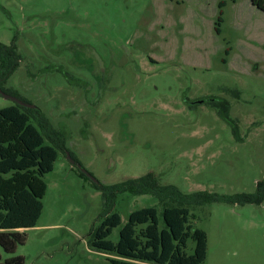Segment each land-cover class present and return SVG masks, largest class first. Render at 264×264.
Segmentation results:
<instances>
[{
    "label": "rangeland",
    "instance_id": "obj_1",
    "mask_svg": "<svg viewBox=\"0 0 264 264\" xmlns=\"http://www.w3.org/2000/svg\"><path fill=\"white\" fill-rule=\"evenodd\" d=\"M220 3L0 0V44L16 45L21 56L0 79V110L16 105L2 94L14 92L42 110L66 149L44 177L37 226L15 253L2 251L4 260L110 264L112 256L90 247L106 216L122 217L114 243L135 210L156 207L162 222L153 196L120 195L111 211L68 154L106 186L154 173L187 194L256 191L264 178V13L251 0ZM213 98L230 103L240 141L212 103L186 104ZM191 213L208 236L205 264H264V203H214ZM194 247L190 240L189 254Z\"/></svg>",
    "mask_w": 264,
    "mask_h": 264
},
{
    "label": "trees",
    "instance_id": "obj_2",
    "mask_svg": "<svg viewBox=\"0 0 264 264\" xmlns=\"http://www.w3.org/2000/svg\"><path fill=\"white\" fill-rule=\"evenodd\" d=\"M251 3L264 13V0H251ZM226 5L227 0H221L220 8ZM20 60L16 45L0 44V79L4 78L3 82L18 69ZM54 71L73 81L63 68ZM10 95L17 97L14 92ZM213 99V107L219 110L235 139L240 141V127L230 117V103L221 98ZM32 122H37L42 130ZM49 139L55 142L49 145L46 143ZM59 150L66 151L64 136L55 131L40 108L30 109L16 104L0 110V264H25L23 256L4 260L2 251L15 253L19 246L26 243V230L37 226L47 193L44 177L54 171ZM71 158L81 164L78 159ZM78 172L81 177L91 180L79 169ZM93 185L103 192L111 211L117 197L123 194L153 196L162 207V222L156 207L133 211L120 230L117 243L110 237L114 229L122 225V217L118 212L106 213L108 216L92 233L90 247L112 256L108 259L110 264H205L208 236L192 224L191 209L214 203H264V178L257 183L254 193L233 195L209 191L183 193L176 186L161 184L154 173L111 186L99 181L93 182ZM190 240L195 243L192 254L188 253Z\"/></svg>",
    "mask_w": 264,
    "mask_h": 264
},
{
    "label": "water",
    "instance_id": "obj_3",
    "mask_svg": "<svg viewBox=\"0 0 264 264\" xmlns=\"http://www.w3.org/2000/svg\"><path fill=\"white\" fill-rule=\"evenodd\" d=\"M3 96L8 99V100H11L13 102H15L16 104L20 105V106H23V107H27V108H30V109H35L36 106L32 105V104H29V103H26L24 101H22L21 99L13 96V95H9V94H5V93H2ZM214 102V99H209V100H204V101H200V102H191V101H188V105L190 106H194L198 103H212ZM68 158L69 160L71 161V163L77 168L79 169L81 172H83L86 176H88L93 182H97V180L94 178V176H92L81 164L79 163H76L74 159L71 158V156L68 154Z\"/></svg>",
    "mask_w": 264,
    "mask_h": 264
},
{
    "label": "flooded vegetation",
    "instance_id": "obj_4",
    "mask_svg": "<svg viewBox=\"0 0 264 264\" xmlns=\"http://www.w3.org/2000/svg\"><path fill=\"white\" fill-rule=\"evenodd\" d=\"M188 101H189V100H186V104H187V105H188V103H187ZM188 106H190V105H188Z\"/></svg>",
    "mask_w": 264,
    "mask_h": 264
}]
</instances>
